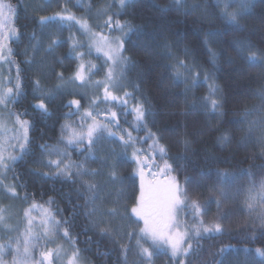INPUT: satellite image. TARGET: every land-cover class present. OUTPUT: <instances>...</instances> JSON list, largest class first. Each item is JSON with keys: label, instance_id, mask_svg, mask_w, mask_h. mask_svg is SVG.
I'll use <instances>...</instances> for the list:
<instances>
[{"label": "trees", "instance_id": "1", "mask_svg": "<svg viewBox=\"0 0 264 264\" xmlns=\"http://www.w3.org/2000/svg\"><path fill=\"white\" fill-rule=\"evenodd\" d=\"M107 1L89 0L91 6ZM2 2L15 9L13 26L17 30V36L11 39L9 46L15 70L13 74L16 76L19 67L22 94L12 104V110L14 114H24L22 118L31 123V154L18 161L14 170L10 171L19 197L30 204L35 201L43 205L51 197L55 201L53 211L60 213L57 219L71 220L72 235L78 237L76 247L86 264H144L139 256L136 239L130 240L127 235L129 232L140 235L141 224L131 215V208L137 201L138 182L134 175V163L128 153H123L118 138L98 141L94 147L96 159L87 163L90 170L96 169L100 173L99 193L104 194L108 188L112 194L123 190L124 194L118 202L117 196L114 200L102 195L99 196L102 199L97 200L100 211L105 212L114 206L119 209V215L104 220L115 231L102 234L100 228L94 226L91 218L85 215L87 209L84 207L82 182L79 178L73 182L64 178L53 179L51 174L46 177L43 173L48 170L34 163L42 158L41 144L64 146L62 127L66 123L74 126L80 123L78 118L89 107L82 95L59 90L55 98L48 102V115H42L34 108L40 95L34 91L36 80L40 81V87L46 93L50 89L54 90L59 82L57 73L62 72L65 78L76 67V60L70 52L71 27L68 22L62 27L58 22L42 26L40 18L51 17L65 10L79 13V5H74L73 0ZM215 2L187 0L189 8L194 4L207 7L206 10L202 8L185 15L184 9L179 12L175 10L174 0H131L126 8L117 12L118 15L115 12L111 15L113 21L119 19L133 29L125 38L124 55L131 58L125 75L127 90L133 93L134 98L142 99L148 108V129L157 133L160 142L168 147V158L174 166L172 175L176 176L182 186L185 177H191L194 181L189 185L186 209L196 200L205 206L202 215L205 223H212L219 218L223 225L222 233L200 239L198 251L190 257L192 264H213L219 257L211 254L218 253L221 248L234 250L226 254L224 264H245L246 259L255 257L257 248L264 249V227L260 226L258 218L264 212V206L257 203L255 211H250L245 205L250 184L254 182L258 186L264 180V141L260 140L264 134V125L256 127L249 136V123L235 121L243 120V114L253 109L256 111L247 117L248 122L264 119V100L261 98L264 94V66L249 67L247 62L250 55L248 45L252 46V51L264 53V0H253L251 15L240 21L241 30L219 19V9L214 7ZM209 31L221 35L208 38L205 33ZM52 39H57L59 44L49 54L46 50ZM206 40L208 43H205ZM33 46H36V50ZM209 48L217 54L215 63L210 60ZM185 49L189 53L187 56L184 54ZM180 59H185L192 71L188 73L181 69L184 73L181 82L174 85V65ZM96 62L97 67L102 66L100 57L96 58ZM197 73L199 83L191 88V81ZM206 74L209 76L207 81ZM185 79L187 85L183 82ZM213 83L219 92L206 101L209 104L206 110L201 104L205 103L204 98L208 96ZM186 87L190 88L187 92ZM76 98L80 101V111L66 118L67 113L76 112L75 107H66L70 100ZM213 98L218 99L221 105L217 113L210 111ZM95 110L101 114L99 118L104 119L106 105L101 102ZM131 121V115L126 119L121 116V129H129ZM148 129L142 128L139 132L129 130L134 136L144 137ZM225 133L230 136L228 143L219 141ZM184 140L190 142L187 151L184 150ZM143 147L147 149L148 145L144 144ZM87 148V141L80 149L71 148V159L75 162L83 161ZM114 163L116 183L111 182L110 175L107 174L106 178L103 176L105 171L111 172ZM158 163L162 165V161ZM209 172H227L237 177L219 210L216 205L217 192L211 191L216 176L200 180V173ZM120 180L123 184L119 183ZM25 194L27 200L24 199ZM124 216L136 222L122 219ZM122 245L129 248L126 257ZM149 245L147 241L144 246ZM245 249L250 252L246 253ZM155 253L150 264H173L163 248L155 249Z\"/></svg>", "mask_w": 264, "mask_h": 264}, {"label": "snow or ice", "instance_id": "2", "mask_svg": "<svg viewBox=\"0 0 264 264\" xmlns=\"http://www.w3.org/2000/svg\"><path fill=\"white\" fill-rule=\"evenodd\" d=\"M119 7L124 9L128 6L129 0H118ZM253 6V0H216L214 7L219 9V19L224 21L228 26H232L236 30H241V20L251 15V7ZM108 7H111L109 5ZM174 7L176 11L181 9L185 10V15L201 10H206V5L194 4L190 8L187 6V0H174ZM168 10V9H166ZM5 12L13 13L15 9L10 4H5L0 0V17L5 15ZM104 13L102 12L101 15ZM118 15V13H117ZM75 22L80 26L86 34H90L89 48H95L97 53H102L105 57V65L107 71L104 79L94 82V86L97 90L103 89V103L107 107V111L103 113L104 119H100V113L96 112V108L101 103L100 96H95L90 102L89 108L85 109L83 115L80 117L81 127L79 130L75 128L73 124H65L62 127V139L65 141L64 146L60 144L48 145L41 144V159L35 161L38 167L47 169L43 173L44 176L52 175L53 179L64 178L75 182L79 178L82 182L84 207L87 209L85 215L91 218V223L100 228L101 233L109 231H115L111 228L110 223L105 224V218H114L119 215V209L117 207L108 208L107 211L101 212L97 206V200L102 199L99 197L100 186L96 182V177L100 175L96 169H89L87 167L88 161H95L94 147L100 140H112L118 138L122 145L123 153L126 155L128 150L131 149V158L135 162V172L140 179V195L137 198L135 206L131 208V214L136 218V221H143V227L140 228V235L136 236L134 232H129L127 235L129 239H136V244L139 249V256L145 259L147 262L152 260V257L156 254L155 249L166 246L170 252L173 264H192L190 257L194 252L199 249V241L203 238L204 234L223 232V225L218 218L216 221L205 224L203 220H200L192 228L182 226L179 220V214L188 207V191L189 185L194 181L191 177H185L184 185L182 186L177 180L176 176L172 175L174 171L173 163H170L168 158V147L160 142V137L157 133L148 129L147 118L150 115L148 108L142 102V99L134 98L133 93L127 90V87L122 83L127 73V69L131 64V58L124 55L125 52V38L129 32L133 29L128 23H121L119 19L113 22V16L108 15L103 27L108 29V33L103 31L93 32L88 22L84 18H77L72 13L57 12L54 16L40 18V24L46 26L48 23H59L62 27L66 22L71 27L70 22ZM117 33L113 35V33ZM227 33H225L226 35ZM221 35L219 32L209 31L205 33L208 38ZM17 36V30L12 28L8 34L0 36V60L5 63L9 62L12 54L11 49H7L8 57L4 56V50L6 44L4 41L11 40ZM205 43H208L206 40ZM239 43V42H238ZM59 44L57 39H52L51 43L46 50L51 54L55 47ZM36 50V46H33ZM82 47L77 42H73L70 51L76 52V59L80 60L76 70L69 77L67 81L63 78V73H57L59 78V84L57 88L48 90L46 93L40 87V81H35L34 91L40 93L37 97L38 102L34 105V108L38 110L42 115H48V102L55 98V93L66 84L83 86L90 83V77L92 69L96 66L92 65L91 68H85L83 61L84 53L79 51L78 48ZM247 50L250 55L247 58L249 67H262L264 66V53L259 51H252V46L248 45ZM185 56H187L188 50L185 49ZM210 60L215 63L217 54L211 48H209ZM63 61H61L62 63ZM11 67V65H10ZM175 72L173 78V84L178 85L181 82V76L184 75L181 69L190 73L192 69L186 63L185 59L178 60L175 65ZM98 71V69H97ZM2 75V74H0ZM199 73L193 77L191 81V88H195L198 81ZM209 78L208 74L205 75V80ZM188 84L187 79L183 81ZM10 77H5L0 80V105L7 108L9 104H15L22 94V84L20 81L19 67L17 66V76L14 87ZM190 88L186 87L185 92ZM219 92V88L213 83L210 85V91L208 96L204 98L205 103L201 104V107L206 110L209 109V104L206 102L210 97H215ZM262 100H264V94H262ZM66 107H75L76 112H69L66 114V118L71 115H75L80 111V101L78 99H72ZM195 107V104H193ZM221 108L219 100L216 98L211 99L210 111L217 113ZM122 110V111H121ZM256 111H246L243 116L244 119L235 121V123H249L248 134L249 136L254 129L260 125H264V119L247 121V117L252 115ZM21 113H8L9 120L15 117V122L11 128L8 126V121H5L2 115H0V195H10L12 198H16L19 195L16 184H6L5 180L8 179V173L14 170V167L18 161L24 160L25 157L31 154V140L29 136L31 123L27 119H23ZM131 115L132 121L129 123V129H134L139 132L142 128L148 129L144 137L134 136L133 132L129 129H121L120 117L125 119ZM88 121H91L90 123ZM87 124L86 130L83 125ZM11 132V136L8 133ZM67 133V135H65ZM261 141H264V134L260 137ZM87 141L88 148L86 149L87 155L84 156L83 161L75 162L71 159L70 149L75 147L80 149L84 142ZM149 141H151L149 143ZM219 141L222 143L230 142V136L225 133ZM147 144V149H144L143 145ZM184 150L187 151L190 142L183 141ZM6 145V146H5ZM113 155H115L113 151ZM182 159V158H178ZM162 161V165L158 163ZM216 176V181L213 184L211 191L217 192L216 205L219 210L221 204L228 196V189L235 182L237 177L224 172H217L215 174L200 173V180L205 178H211ZM241 175H244L241 173ZM151 179H148V177ZM111 182H117L116 164L112 165L110 172ZM163 178V179H161ZM123 184V181H119ZM78 198H80V190H77ZM123 190L117 192V202L120 197L123 196ZM239 194V192H237ZM24 199L27 200L28 196L25 194ZM257 203L264 206V180L257 186L254 182L250 184L247 189V195L245 197V205L250 211H255ZM55 201L50 197L47 201V206L41 205L33 201L28 209L25 210V217H27V229L23 233V244L17 239L15 241V247L12 243L2 244L0 243V264H7L6 253L11 250L14 254L12 257V264H55L57 259L66 258L67 264H80L81 253L76 247L78 243V237L72 235V223L70 219H57L60 213L53 211ZM191 206L195 210L196 216L199 217L204 214L205 206L193 200ZM33 210H40L41 216L39 218L40 231H34L36 228L35 217L32 215ZM260 226L264 227V212L259 214ZM122 219L132 221L131 217L124 216ZM103 225V226H101ZM0 226L11 229L7 224V218L5 216V210L0 208ZM62 232V236H61ZM57 238H61L65 243L70 244L72 248L71 256H68L62 245H57L55 248H49L48 244H54ZM151 241V245L144 246L147 241ZM44 242L45 249L40 252V259H36L32 254V249ZM21 246L23 252L20 251ZM122 252L127 256L129 248L126 245H122ZM230 251H234L230 248H221L218 253L211 255L218 256V259L213 261V264H224V257ZM245 252H250L249 249H245ZM255 257L246 259L245 264H264V249L257 248L255 250ZM256 257L259 259L257 260Z\"/></svg>", "mask_w": 264, "mask_h": 264}, {"label": "rangeland", "instance_id": "3", "mask_svg": "<svg viewBox=\"0 0 264 264\" xmlns=\"http://www.w3.org/2000/svg\"><path fill=\"white\" fill-rule=\"evenodd\" d=\"M129 1H131V0H129ZM3 3H5V2H3ZM5 4H7V3H5ZM73 4L79 5L77 7H79L81 9V11L79 13H75L73 10H67V12L72 13L77 18H84L88 22V24H89V26L93 32L103 31L105 34L108 33V29L104 28L103 25H104L105 20H107L108 15H111V13H113V12L117 13L118 11L121 10V8L119 7V4H118V0H109V1L102 3L101 5H98V6H91L89 0H73ZM109 5H111V7H108ZM102 12L104 13L103 15H101ZM14 15L15 14H13V13L5 12V15L3 17H0V36L8 34L11 31V29L14 28V26H13ZM98 29H100V30H98ZM116 34L117 33H115V32L113 33V35H116ZM10 41L11 40L4 41V43L6 44V48L4 50V56L5 57H8V55H9L7 52V49L10 48V46H9ZM69 41H70V49H71V45L73 42H77L79 45H82V47H79L78 50L82 51L84 53L82 62L85 64L86 70L91 68L92 65H95L96 67L94 69H92L93 74H91L90 83L85 84L83 86L79 85L78 82L76 85L66 84V85L62 86L60 88V90H67V91L69 90V91H72L74 93L76 92L79 95H82V97H84L86 99V101H88V106L90 105V102L92 101V99L95 96H100L101 102H102L103 101V89L100 88L99 90H97L94 86V82L97 80L104 79L105 73L107 71V67L105 65L104 55L102 53H97L94 47L89 48L90 34H86L83 30H81L80 26L78 24H76L74 21L71 24V30L69 31ZM70 52L76 60V67L74 69V71H75L78 64H80L81 61L76 59V52H72V51H70ZM97 57L101 58L102 66L97 67L98 66V64L96 62ZM10 65H11V67H10ZM97 69H98V71H97ZM13 71L15 72L11 58L9 59L8 63H5L4 61L0 60V74H2V75H0V80H3L5 77H10L12 80L11 86L14 87L15 81H16V75L13 74ZM70 76L65 77L64 80L67 81ZM122 83L126 86L125 77H124V80ZM58 84H59V82L56 84L55 89L57 88ZM87 108H89V107H87ZM9 112L13 113L12 104H9L7 108H4V106L0 105V115L3 116L5 121H8V126H9V128H11L12 124L15 122V117L13 116L12 119L9 120V118H8ZM83 113L84 112H82V114ZM78 122H80V123H77L75 125V126H77V128H76L77 130H79L81 127V120L79 118H78ZM88 122L90 123L91 121H88ZM83 127L86 130L87 124H84ZM11 134L12 133L9 132L8 136H11ZM0 136H2V133H0ZM150 142L151 141H149V143ZM103 152H104V150H103ZM127 153H128L127 155L130 158V160H132L131 149H129ZM94 155L96 157V153H94ZM109 157H111V156L109 155ZM133 163H134V175L137 178V182H138V194H137V198H138L140 195V179H139V176L135 172V169H136L135 162L133 161ZM107 174L110 175V173H106V171H105V173H103V176L105 175V178H106ZM8 177L9 178L5 180V183L6 184H13L14 182H12V180H11L10 172L8 173ZM96 179H98V176L96 177ZM148 179H151V177L149 176ZM161 179H163V178H161ZM100 180L101 179H98V180H96V182L99 184ZM104 181H105V179H104ZM110 191H111L110 188L105 189L104 194L99 193V196L105 195L104 197H108V198L116 200V195H115L116 193L113 192V194H112V192H110ZM98 200H100V199H98ZM30 205H31L30 203L23 201L19 197V195L16 198H12L10 195H7V194L0 195V208H3L5 210V216L7 218V224L10 226L11 229H14V230L9 231L8 228L0 226V243L8 244L11 242L12 246L14 248L15 247V241L17 239H19L21 241V245L23 244V239H24L23 233L27 229V217H25V210L28 209L30 207ZM41 205H43V204H41ZM44 206H47V204H44ZM101 212H104V211L101 210ZM32 215L36 218L35 219L36 228L34 229V231H40L42 233V229H39V218L41 216L40 210H33ZM132 217L134 219H136L134 216H132ZM179 220H180V223L182 226L192 228L195 224H197L200 220H203V219H202V215L197 217L195 210L193 209L192 206H190L187 209L185 208V210L179 214ZM138 222L141 224V228H142L144 226L143 221H138ZM205 224H208V223H205ZM214 234L215 233L204 234L203 237H208V236H211ZM61 236H62V232H61ZM148 242L151 244L150 240ZM57 245H62L65 252L67 253V255L71 256L72 248H71L70 244L65 243L64 240L61 238H57L55 240L54 244H48V247L49 248H55ZM161 248H163V250H165L168 253V255L170 256V252L168 251L166 246H162ZM161 248H157V249H161ZM44 250H46L45 246H44V242L41 241L38 246H36L35 248L32 249V254L38 260V259H40V252L44 251ZM20 251L23 252L22 246H21ZM13 254L14 253L11 250H9L6 253L7 264H12ZM170 258H171V256H170ZM171 261H172V258H171ZM143 262H144V264H149V262H147L145 259H143ZM150 262H152V261H150ZM55 264H67V260H66V258H63V254H62L61 259H57L55 261ZM80 264H86L82 257L80 259Z\"/></svg>", "mask_w": 264, "mask_h": 264}]
</instances>
